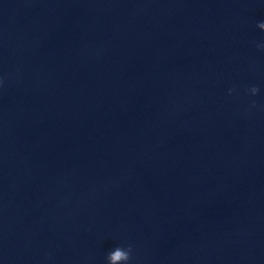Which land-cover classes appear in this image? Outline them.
Here are the masks:
<instances>
[{
	"label": "clouds",
	"instance_id": "9594fccd",
	"mask_svg": "<svg viewBox=\"0 0 264 264\" xmlns=\"http://www.w3.org/2000/svg\"><path fill=\"white\" fill-rule=\"evenodd\" d=\"M258 27H259L260 29L264 30V22H260V23L258 24ZM251 91H252L253 94H255V93L258 91V89L255 88V87H253V88L251 89ZM130 251H131V249L129 248V252H130ZM109 255H113V254L110 252ZM121 256H123L125 259H130V256H129L128 253L120 251V247H117V251H116V253L114 254V258L118 259V258H120Z\"/></svg>",
	"mask_w": 264,
	"mask_h": 264
}]
</instances>
